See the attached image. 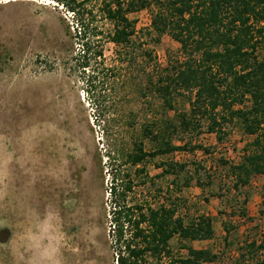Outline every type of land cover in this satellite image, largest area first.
<instances>
[{"label": "rangeland", "instance_id": "374dc122", "mask_svg": "<svg viewBox=\"0 0 264 264\" xmlns=\"http://www.w3.org/2000/svg\"><path fill=\"white\" fill-rule=\"evenodd\" d=\"M98 4L94 12L109 32ZM156 11L153 3L130 15L142 32L129 50L140 55L137 63L121 65L120 49L102 39L105 67L94 63L84 71L74 58L77 22L67 7L0 0V264H117L110 189L114 175L127 174L135 182L132 202L158 206L172 195L186 219H212V239L177 237L173 256H185L187 245L218 256L204 264H264V248L249 246H264V177L253 176L238 190L228 171L244 162L255 137L236 121H220L224 133H210L205 121L183 131L177 116L190 113V97L168 110L147 90L149 76L180 56L171 35L152 41ZM147 50L153 61L142 55ZM170 121L178 126L175 135ZM147 128L180 149L134 166L128 156L139 143L146 153L163 146L161 138L145 137ZM174 164L186 167L170 171Z\"/></svg>", "mask_w": 264, "mask_h": 264}, {"label": "trees", "instance_id": "16d2710c", "mask_svg": "<svg viewBox=\"0 0 264 264\" xmlns=\"http://www.w3.org/2000/svg\"><path fill=\"white\" fill-rule=\"evenodd\" d=\"M51 1L67 7L76 19L75 38L80 50L74 58L84 71L94 63L105 67L102 39L120 49L121 65L137 63L140 55L129 50L134 49L136 39L142 38V32L136 30L130 15L155 3L157 11L148 33L155 42L171 35L180 44V56L170 60L166 69L149 76L147 90L157 95L168 110L175 109L179 97H190V113L177 116L183 131L201 129L206 122L208 131L218 134L224 133L220 121L239 122L244 132L255 139L254 149L247 153L244 162L228 168L235 179L233 187L239 190L253 176L264 177V58L260 55L264 50V0ZM96 2L100 18L112 26L109 32L100 26L94 12ZM122 51L127 52L125 57ZM142 55L154 60L152 51ZM166 125L175 135L176 123L170 121ZM145 131L147 139H162L163 146L154 153H146L143 143H139L137 151L128 156L132 165L180 149L162 133L156 135L151 128ZM185 167L174 164L169 169ZM113 181L108 217L117 264H204L218 260L210 250L187 245H182L187 254L175 257L171 248L177 237L187 242L212 239L215 232L211 218L202 215L186 219L180 214V198L174 199L172 195L158 206L146 201L132 202L135 182L129 174L123 179L114 175ZM257 244L249 246L264 248Z\"/></svg>", "mask_w": 264, "mask_h": 264}]
</instances>
